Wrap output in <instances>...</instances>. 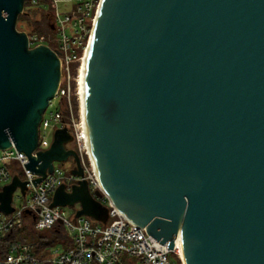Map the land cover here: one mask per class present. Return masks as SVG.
<instances>
[{"label":"water","instance_id":"95a60500","mask_svg":"<svg viewBox=\"0 0 264 264\" xmlns=\"http://www.w3.org/2000/svg\"><path fill=\"white\" fill-rule=\"evenodd\" d=\"M25 0H0V149L38 177L72 158L66 126L40 150L39 124L61 78L58 53L16 28ZM84 117L114 205L183 264H264V0H101L87 49ZM14 175L0 191L11 213ZM100 196V192H96ZM106 223L84 178L49 207Z\"/></svg>","mask_w":264,"mask_h":264},{"label":"built area","instance_id":"2783aa9c","mask_svg":"<svg viewBox=\"0 0 264 264\" xmlns=\"http://www.w3.org/2000/svg\"><path fill=\"white\" fill-rule=\"evenodd\" d=\"M100 1L29 0L31 8H40L49 15L52 30H56L55 39L46 32L34 31L27 34L29 47L45 44L55 50L61 70L60 83L54 98H59V102L55 104L52 99L43 113L39 124L37 149L48 148V139L53 137L54 130L66 126L73 136L68 147L79 153L84 176L71 173L67 175L54 162L52 173H47L45 178L34 185L32 179L38 175L25 167L24 163L28 161L25 153L18 152L14 144L0 149V191L12 181L14 175L22 181L29 180L25 194L19 187L16 188L20 193V207L14 205L13 193V211L7 214L0 210V264H171L169 255L178 254L181 245L178 243V235L173 249H170L168 243H160L147 233L145 227L133 223L114 205L100 182L80 107L78 116L73 114L71 108L70 94L75 81V92L79 96L80 70ZM60 4L64 5V9L60 8ZM49 43L55 44V47H51ZM74 68L77 71L75 75ZM64 106L67 109L66 114L63 112ZM12 163L19 168L15 169L13 174L10 171ZM20 170L23 177L19 174ZM82 178L88 181L92 195L108 208L109 217L106 223L89 216L76 218L75 212L72 218H68L64 207H49L53 194L61 183L70 190L71 186ZM97 191L100 196L96 194ZM57 222L62 224L70 240L69 246L53 245L37 250L32 240L5 241L24 227L39 233L52 228Z\"/></svg>","mask_w":264,"mask_h":264},{"label":"trees","instance_id":"16d2710c","mask_svg":"<svg viewBox=\"0 0 264 264\" xmlns=\"http://www.w3.org/2000/svg\"><path fill=\"white\" fill-rule=\"evenodd\" d=\"M29 5V0H25L24 3V11L22 14L18 16V20H27L28 16L34 15L36 20L32 22V28L30 32L38 31V32H51L52 31V26L49 22V15L41 10L40 8H26V6ZM29 34V33H28ZM51 47H55V44L50 45ZM74 75L77 74L76 69L74 68L73 70ZM73 90L74 92L76 91V83L74 81L73 83ZM64 112V111H63ZM67 113V111H66ZM64 112V114H66ZM79 115V106L77 108L76 116ZM22 231H27L28 233L32 232L31 234L34 236H29V235H24ZM22 240V241H27V240H32L35 242L36 249L39 250L45 246H53L54 245V240H58L61 242H64V244L68 245L70 244V240L68 239L65 230L60 222H57L56 224L53 225L52 228L44 231V232H33L29 230L27 227H24L20 229L19 231H16L14 235L10 238L5 239V241L9 240Z\"/></svg>","mask_w":264,"mask_h":264},{"label":"rangeland","instance_id":"374dc122","mask_svg":"<svg viewBox=\"0 0 264 264\" xmlns=\"http://www.w3.org/2000/svg\"><path fill=\"white\" fill-rule=\"evenodd\" d=\"M26 8H30L29 5L26 6ZM60 8L61 9H64V5L63 4H60ZM49 9V6L47 8V10ZM22 14V13H21ZM36 18L34 15H30L28 16V19L27 20H17V23H16V28L19 30V31H24L26 32L27 34L31 33L30 30L31 28L33 27L31 24L33 21H35ZM51 38L55 39L56 37V30H52L51 32H46ZM50 45H52V43H49ZM70 99H71V108L73 110V114L76 116V112H77V108L78 106L80 107V100H79V96L77 95L76 92H74L73 88H72V91H71V94H70ZM59 102V98L58 99H54V103L55 104H58ZM62 102V101H61ZM63 111L66 113L67 109L63 108ZM52 141V136L49 137L48 139V142L50 144V142ZM56 164L59 166V168L65 173V174H69L71 169L73 168L74 166V162L72 160V158H69L68 160L64 161V162H56ZM17 169L16 165L14 163H12V166H11V173L13 174L14 173V170ZM19 170V168L17 169ZM19 174L20 176L23 177V173L22 171L20 170L19 171ZM19 191L16 190L14 192V205L16 207H20V199L18 198V195H19ZM65 211H66V215L68 218H72V215L74 214L75 212V209H76V206L74 207H71V206H66L64 207ZM22 233H24V235H29L31 236L32 232L28 233L27 231H22ZM34 236V235H32ZM54 245L57 246V247H60L62 245H66L64 244V242H61V241H58V240H54ZM169 259H170V262L171 264H183V260L180 258V255L178 254H174V253H171L169 255ZM125 264H129V262L125 263Z\"/></svg>","mask_w":264,"mask_h":264},{"label":"bare ground","instance_id":"6f19581e","mask_svg":"<svg viewBox=\"0 0 264 264\" xmlns=\"http://www.w3.org/2000/svg\"><path fill=\"white\" fill-rule=\"evenodd\" d=\"M86 60H87V53L86 55L84 56V59H83V65H82V68L80 70V77H79V96H80V111L82 113V116L85 120V117H84V102H83V94H84V80H85V66H86ZM178 243L181 244V241H180V237H179V234H178ZM178 255H180V258L182 260H184V256H183V250H182V246L180 245V248L178 250Z\"/></svg>","mask_w":264,"mask_h":264}]
</instances>
